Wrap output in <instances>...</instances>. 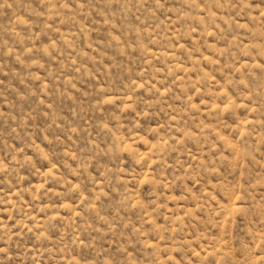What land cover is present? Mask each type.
Returning <instances> with one entry per match:
<instances>
[{
	"label": "rangeland",
	"instance_id": "rangeland-1",
	"mask_svg": "<svg viewBox=\"0 0 264 264\" xmlns=\"http://www.w3.org/2000/svg\"><path fill=\"white\" fill-rule=\"evenodd\" d=\"M0 264H264V0H0Z\"/></svg>",
	"mask_w": 264,
	"mask_h": 264
}]
</instances>
